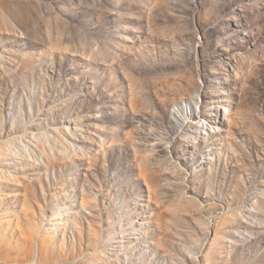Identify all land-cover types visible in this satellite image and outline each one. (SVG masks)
I'll use <instances>...</instances> for the list:
<instances>
[{
	"label": "rangeland",
	"instance_id": "rangeland-1",
	"mask_svg": "<svg viewBox=\"0 0 264 264\" xmlns=\"http://www.w3.org/2000/svg\"><path fill=\"white\" fill-rule=\"evenodd\" d=\"M0 264H264V0H0Z\"/></svg>",
	"mask_w": 264,
	"mask_h": 264
},
{
	"label": "bare ground",
	"instance_id": "bare-ground-1",
	"mask_svg": "<svg viewBox=\"0 0 264 264\" xmlns=\"http://www.w3.org/2000/svg\"><path fill=\"white\" fill-rule=\"evenodd\" d=\"M3 196V195H2ZM4 198H8V197H10L8 194L7 195H5V196H3Z\"/></svg>",
	"mask_w": 264,
	"mask_h": 264
}]
</instances>
